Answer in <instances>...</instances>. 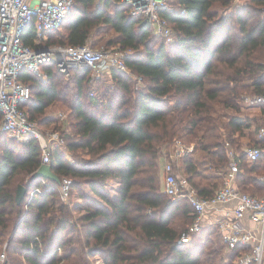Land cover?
Returning a JSON list of instances; mask_svg holds the SVG:
<instances>
[{"label": "trees", "instance_id": "16d2710c", "mask_svg": "<svg viewBox=\"0 0 264 264\" xmlns=\"http://www.w3.org/2000/svg\"><path fill=\"white\" fill-rule=\"evenodd\" d=\"M120 1L74 0L73 11L46 39L47 44L81 46L112 30L115 35L106 44L125 52L129 70L110 68L114 88L101 97L91 92L89 104L82 98L90 69L71 70L76 77L74 122L71 133L62 135L73 160L55 149L50 165L60 182L71 180L69 195L81 201L73 204L80 213L75 221L68 205H59L56 182L48 180L51 186L29 196L40 185L33 177L41 164L38 142L0 135V244L5 243L6 260L60 264L63 257L62 264H89L84 247L87 255L101 256L103 264H238L249 246L224 251L214 225L203 226L188 242H177L192 220L191 208L162 191L159 165L164 145L174 138L192 143L194 152L181 158L184 176L200 196L209 197L222 182L232 148L239 157L236 187L264 194L259 179L264 157L248 165L244 142L236 138L247 133L246 146L263 142L256 125L257 119L264 120V105L260 118L245 117L240 110L244 94L264 95V0H242L235 7L234 0H175L172 10L160 11L174 30L170 43L163 38L153 42L157 35L150 24L130 15ZM59 31L64 32L54 37ZM33 37L31 24L23 42L32 45ZM42 68L43 79L25 68L18 76L30 90L19 107L39 123L47 121L38 116L60 96L55 79L62 73L51 62ZM131 73L145 85L131 88ZM22 174L28 176L27 190L17 204L19 184L14 182ZM109 180L118 184L114 196L105 189ZM83 187L104 204L87 196ZM177 214L190 220L183 229L174 225Z\"/></svg>", "mask_w": 264, "mask_h": 264}, {"label": "built area", "instance_id": "2783aa9c", "mask_svg": "<svg viewBox=\"0 0 264 264\" xmlns=\"http://www.w3.org/2000/svg\"><path fill=\"white\" fill-rule=\"evenodd\" d=\"M120 3L129 6L130 15L148 22L155 35L161 36L167 43L174 41V30L160 13L163 9L172 10L173 0H121ZM73 9L74 0H0V135L6 134L18 142L35 139L40 148L41 163L50 164L52 152L65 146V139L57 132H43L37 122L29 119L19 107L30 94L29 87L18 79L20 71L25 68L43 79L46 77V72L42 64L51 62L66 75L72 69L89 68V78L93 81L110 68L129 71L123 57L112 54L104 46L46 43L48 33L58 29ZM31 24L34 27V37L32 45H26L23 42V35ZM139 79L142 80L141 77ZM242 103L248 107L262 106L264 95L244 94ZM257 138L263 142L242 149L247 163L253 164L260 157H264V126L258 128ZM193 152V145L175 139L171 144V150L163 156L162 191L172 200L187 201L192 214L191 222L180 233L177 242H188L198 233L204 226L207 213L221 212L216 227L225 250L237 245H248L250 250L243 253L237 263L262 264L264 194L251 195L236 187L235 177L239 172V157L235 150L229 148L228 162L224 167L219 188L209 197L200 196L185 176L175 174L174 168L175 163ZM259 179L264 181V175ZM70 184V179L63 178L57 187L64 202L68 201ZM48 186H51V182L41 178L40 185L32 188L29 196L40 193ZM234 200L236 204L232 207L224 206ZM245 214L251 222L260 225L258 231L241 224ZM0 262L7 263L5 249L0 253Z\"/></svg>", "mask_w": 264, "mask_h": 264}, {"label": "rangeland", "instance_id": "374dc122", "mask_svg": "<svg viewBox=\"0 0 264 264\" xmlns=\"http://www.w3.org/2000/svg\"><path fill=\"white\" fill-rule=\"evenodd\" d=\"M173 2H174V0H173ZM240 4L241 3H239V5ZM62 32H64V31H59L53 35H54V37H56L58 34H61ZM114 35H115V33L112 30H108V31H106L105 34H102V35L96 34L93 36V38L95 40H98V41H96L92 44L89 43L88 45L91 47L104 46L105 48L110 50V52L112 54H117L119 56L124 57L125 52L122 50H119L116 45L106 44V40H108L109 38H112ZM161 38H162L161 36L157 35L156 38H153V42H155V39L161 40ZM130 76H131V78H130L131 88L143 87L145 85V82L143 80H140L139 76H136L133 73H131ZM55 80H57V84L59 86L60 96L58 97V99H56L54 102H52L47 107V109L45 110V112L42 116H38L39 119L45 117L47 121H45V123H39L38 120H35V121L38 123L39 128H41V130L43 132L53 131V132H57L60 135L70 134L71 133L70 126H71V124H73L72 122H74V118L70 115V112H71L72 107L74 106V100L76 99V97H75L76 96L75 95L76 94V87H75L76 77L73 75L72 71H70L68 75H66L65 73L62 72L61 75L58 76L57 79H55ZM114 86H115V83H114L113 79L110 77L109 70H105L103 75H101L99 78L95 79V81H93L89 78L88 81H85L83 83L84 97L82 98V100L84 101V103H88L89 100H91V97H94V96L101 97V95H104L105 90H108V89L111 90L114 88ZM91 92H94V96H91V95H93ZM243 105H242L243 107H241L240 111H241L242 115H244L245 117L249 116V117H257L258 118L260 116L255 109H251L250 107L246 106L245 103ZM257 123L258 124L256 126H259V127L264 126V120L263 119H257ZM246 132L247 131H245V133ZM246 136H247V133L244 137H236V138H238L237 140H239L240 142H244V144H242L243 147L246 146L245 145V142L247 140ZM175 139H180V138H174L172 140V142ZM180 140H182V139H180ZM182 141H184V140H182ZM172 142H170V144H167L166 146L164 145V147L162 149V154L163 153L166 154L168 151L171 150ZM66 147H67V145L65 142V146H61V148H59V150H61V152H63L65 157H66V155H70V152H69L70 150L66 149ZM247 164L251 165L250 163H247ZM163 165H164V160L162 157L161 164L159 165V176L161 177L160 181L163 180V176H164ZM174 168H175V174L177 176H184V171H183L181 161H178L177 163H175ZM22 176H23V174L15 179L16 183L14 182V186H17L18 184L19 185H25L26 183H28V178H27L28 176L27 177L26 176L22 177ZM113 185H114V188L110 184L105 187V189L108 190V192L111 195L115 194L116 188H117L115 186V184H113ZM86 191L88 194L92 195V192L90 190L86 189ZM246 193H249V192L246 191ZM59 201H60L59 205H62L63 200L59 199ZM76 201H78V198L73 193V194L69 195L68 201L65 202L68 205V207L70 208V211L72 213L74 221L80 215V213L75 211V207L73 206V202H76ZM72 222H73V220H72ZM173 222H174V225H176L179 229H183L190 222V220L187 218L186 215L177 214L174 216ZM77 236H78L77 234H72V237L75 241H77ZM80 239L81 240L83 239L82 236H80ZM82 242H83V240H82ZM74 243L80 249L78 242L77 243L74 242ZM73 246H75V245L71 244L69 247H73ZM4 249H5V243L0 244V253H3ZM83 251L85 252V254L83 256L89 264H103L101 256H99V255H87L86 249L84 247H83ZM224 251H225V249H224ZM61 253H63V252H61V250H59L58 254H59V256L62 257ZM6 258H7V254H6ZM63 261H64V258L62 257L60 264H62ZM0 264H1V262H0ZM3 264H5V263H3ZM6 264H10V263L7 262ZM22 264H27V263L23 262Z\"/></svg>", "mask_w": 264, "mask_h": 264}, {"label": "crops", "instance_id": "0c3cea01", "mask_svg": "<svg viewBox=\"0 0 264 264\" xmlns=\"http://www.w3.org/2000/svg\"><path fill=\"white\" fill-rule=\"evenodd\" d=\"M241 2H242V0H236V1L234 0L232 2V5H233V7H235V6L239 5V3H241ZM250 108L251 109H255L258 112V114L261 116V113H260L261 112V106H254V107H250ZM247 117H249V116H247ZM66 149L70 150L68 147H66ZM69 152H70V155H66L65 158H66V160L68 162H71L73 160L72 159V152H71V150ZM109 184L112 185L113 188H114V185L113 184H115V186L118 187V184L115 181H113V180L107 181V185H109ZM161 185H162V181H161ZM86 189L87 190H90V189L88 187H83V190H84V192H85V194L87 196L93 198L95 200V202L97 204H99V205H103L104 204V202L100 198H98L95 194H93V192L91 190L90 191L92 192V195L88 194L87 191H86ZM115 194H116V192H115ZM115 194H113L111 196H114ZM74 203H81V201L78 199V201L73 202V204ZM235 204H236V201L234 200V201H230V202L226 203L224 206L225 207H232ZM221 215H222L221 212H209V213H207L205 215L204 222H203L204 226H206V225H214V226H217L216 225V222H217L218 219L221 218ZM241 224L243 226H245V227H253V229H255L256 231H258L259 230V227H260L259 224L256 225L253 222H251L248 219V215L247 214H245L244 217L241 219ZM225 251H227V250H225ZM262 264H264V258H263V263Z\"/></svg>", "mask_w": 264, "mask_h": 264}, {"label": "water", "instance_id": "95a60500", "mask_svg": "<svg viewBox=\"0 0 264 264\" xmlns=\"http://www.w3.org/2000/svg\"><path fill=\"white\" fill-rule=\"evenodd\" d=\"M33 177L39 179L41 178L47 179L56 182L57 184L60 183L59 177L52 171L51 165L47 163H41L40 166L37 168V170L33 173ZM26 190L27 188L25 185L17 186L16 195H15V201L17 204H20L22 202Z\"/></svg>", "mask_w": 264, "mask_h": 264}]
</instances>
